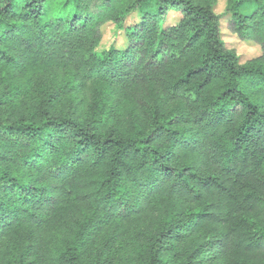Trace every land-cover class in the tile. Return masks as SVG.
<instances>
[{"label": "clouds", "instance_id": "clouds-1", "mask_svg": "<svg viewBox=\"0 0 264 264\" xmlns=\"http://www.w3.org/2000/svg\"><path fill=\"white\" fill-rule=\"evenodd\" d=\"M0 264H264V0H0Z\"/></svg>", "mask_w": 264, "mask_h": 264}]
</instances>
